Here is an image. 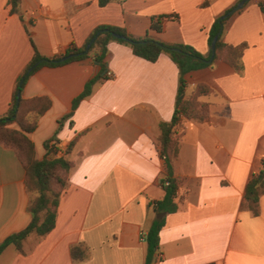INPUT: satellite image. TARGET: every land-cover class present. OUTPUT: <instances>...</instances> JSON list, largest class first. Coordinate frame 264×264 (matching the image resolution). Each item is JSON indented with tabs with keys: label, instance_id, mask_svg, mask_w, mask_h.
Masks as SVG:
<instances>
[{
	"label": "crops",
	"instance_id": "1",
	"mask_svg": "<svg viewBox=\"0 0 264 264\" xmlns=\"http://www.w3.org/2000/svg\"><path fill=\"white\" fill-rule=\"evenodd\" d=\"M9 1L0 0V118L34 50L53 61L69 47L81 49L97 28L114 27L207 57L213 23L241 0H109L104 6L99 0H20L17 13ZM261 2L249 0L223 27L225 44L245 46L241 73L219 62L184 77L183 98L200 85L212 91L199 99L208 117L184 122L172 160L177 211L162 218L151 264H264V194L257 216L242 209L246 186L264 161ZM156 22L160 32L151 29ZM22 85L24 100L50 102L27 135L36 159L52 158L50 144L59 142L73 167L54 229L30 235L21 251L7 247L0 264H145L143 236L157 219L153 203L163 199L160 180L168 174L157 147L158 124L174 112L176 65L164 53L150 63L127 44L110 42L102 63L90 54L43 66ZM24 175L16 153L0 143V242L31 221Z\"/></svg>",
	"mask_w": 264,
	"mask_h": 264
},
{
	"label": "trees",
	"instance_id": "2",
	"mask_svg": "<svg viewBox=\"0 0 264 264\" xmlns=\"http://www.w3.org/2000/svg\"><path fill=\"white\" fill-rule=\"evenodd\" d=\"M9 2L11 13H17L20 0H10ZM108 2L109 0H99V5L104 6ZM260 7L262 12H264V2L260 3ZM228 19L222 22L223 27ZM218 20L219 19L215 20L209 31L208 45L210 47V52L207 57H203L189 46L167 45L148 38V36L136 39L129 36L124 30L114 27L97 28L81 49L69 47L65 53L66 55L82 53L86 45L99 31L108 30L109 33H103L97 37L87 54L71 58L62 63H52L46 60L32 72L27 74L28 70L35 63L44 60L34 50L32 60L21 74L18 84L15 87L12 106L7 114L3 118H0V143L11 148L16 153L18 161L24 170V185L29 195L27 211L31 216V221L25 229L8 236L0 242V255L10 246L14 247L17 251H21L23 242L30 235L35 234L37 237H44L54 229L59 199L61 194L68 187V176L73 167L66 159L47 157H44L42 160L36 159L34 145L27 135L36 129L39 116L47 110L50 106V102L46 99L24 100L22 96H20V102L17 107V92H21L23 87V85H19L20 81H23L24 84L35 71L43 66H61L73 61L83 60L90 56V54H96V61L102 63L107 55V46L110 42L127 44L131 48L134 56L150 63L156 62L162 53L168 55L179 72L178 98L171 120L168 122L161 121L158 124L160 134L157 147L160 155L164 157L166 161L168 174L165 178L160 180V185L164 191V197L162 200L153 203V210L155 213L172 214L177 211L175 199L178 188L177 181L172 178V160L179 150L180 138L184 130V122L190 120L203 122L207 120L208 105L200 102L199 99L200 97L212 94L209 88L200 85L196 87L188 98H181L184 96L186 88L184 77L189 72L212 67L219 62L230 64L238 73L242 71L241 59L245 46L240 45L233 47L225 44L222 40V33L216 42L215 54L212 62H207L212 55L211 45L213 39L220 29ZM151 29L160 32L161 27L159 23L156 22L152 23ZM112 33L125 36L130 42L115 39L111 35ZM175 50H180V52ZM99 78L102 77L99 76L86 85L84 92L78 100L87 97L91 93L93 85ZM12 124H16L18 129L10 128L9 126ZM48 146L49 142L45 145L46 150ZM263 194L264 161L263 170L259 174L252 176L246 186L242 209L248 210L254 216H257L259 214V199ZM164 221V219L154 220L145 235V244L147 247L145 264H151L154 256L159 250V233L164 226Z\"/></svg>",
	"mask_w": 264,
	"mask_h": 264
},
{
	"label": "water",
	"instance_id": "3",
	"mask_svg": "<svg viewBox=\"0 0 264 264\" xmlns=\"http://www.w3.org/2000/svg\"><path fill=\"white\" fill-rule=\"evenodd\" d=\"M249 0H241L239 3H237L236 6H234L232 9H230L229 11H227L224 15H222L219 20H218V23H219V26H220V29L218 31V33L216 34V36L214 37L213 39V42H212V45H211V50H212V55L210 57V59L207 61L208 63L212 62L213 58H214V54H215V45H216V42L218 40V38L220 37L221 33H222V30H223V25H222V22L226 19H228L229 17H231L233 14L239 12L243 6L248 2ZM103 33H109L108 30H102V31H99L92 39L91 41L86 45L85 47V50L82 52V53H77V54H71V55H66V56H63L59 59H56V60H53V61H50L52 63H62V62H65L71 58H76L78 56H81L83 54H87L92 46V44L95 42V40L97 39V37ZM115 39H118V40H124L126 42H130V40L128 38H126L125 36H122L120 34H116V33H112L111 34ZM177 52H180V50H175ZM46 60H40L38 61L37 63H35L29 70H28V73L29 74L30 72H32L37 66H39L41 63L45 62ZM22 82L20 83V86L22 85ZM183 98V97H181ZM19 102H20V92L18 91L17 92V102H16V106L18 107L19 105ZM165 216L164 213H159L157 215V219H162L163 217Z\"/></svg>",
	"mask_w": 264,
	"mask_h": 264
},
{
	"label": "built area",
	"instance_id": "4",
	"mask_svg": "<svg viewBox=\"0 0 264 264\" xmlns=\"http://www.w3.org/2000/svg\"><path fill=\"white\" fill-rule=\"evenodd\" d=\"M51 154L50 156L54 159H63L67 155V146L63 143L55 142L50 144ZM145 240V236H143Z\"/></svg>",
	"mask_w": 264,
	"mask_h": 264
}]
</instances>
